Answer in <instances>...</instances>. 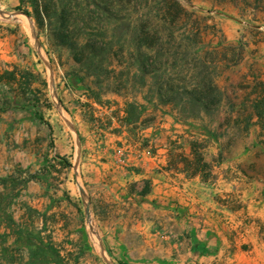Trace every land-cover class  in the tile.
I'll use <instances>...</instances> for the list:
<instances>
[{
	"label": "crops",
	"instance_id": "obj_1",
	"mask_svg": "<svg viewBox=\"0 0 264 264\" xmlns=\"http://www.w3.org/2000/svg\"><path fill=\"white\" fill-rule=\"evenodd\" d=\"M249 1L251 9L261 3ZM12 27L0 21V75L32 65L30 56H18ZM14 96L0 90V264H20L19 254L47 251L50 243L61 254H86L67 257L68 264H98L79 188L58 178L71 165L56 156L70 162L76 136L66 132L53 150L44 108ZM249 98L248 108L242 92L224 98L229 124L164 115L145 125V112L120 130L80 124L81 178L109 254L126 264H264V116L255 108L262 98ZM245 115L249 137L228 152L221 132L248 127ZM134 252L149 257L128 256Z\"/></svg>",
	"mask_w": 264,
	"mask_h": 264
},
{
	"label": "rangeland",
	"instance_id": "obj_2",
	"mask_svg": "<svg viewBox=\"0 0 264 264\" xmlns=\"http://www.w3.org/2000/svg\"><path fill=\"white\" fill-rule=\"evenodd\" d=\"M24 1L0 0L1 10L17 13L14 17L0 15V21L13 26L18 56H30L32 65L30 69L6 70L14 71L16 77L0 79V90L8 97L14 93L30 98L44 108L52 124L51 134L56 135L50 141L53 150L56 144L66 143L62 138L66 132L75 135L68 122L78 135L83 122L93 127L115 126L114 130H120L119 126L136 121L143 112L145 125L155 123L164 115L202 124L224 118L229 124L233 117L223 114V107L227 105V100L223 103L225 97L233 98L236 92H242L247 97V108L250 95L264 97V0L260 4L256 0L258 6L254 4L253 9L249 0H85L82 6L89 11L85 15L84 28L109 42L114 51L120 50L118 57H111V65L90 67L77 63L69 49L55 45L50 27L41 31L35 18L24 12L23 9L32 10L31 0ZM62 1L69 6L72 16L82 2ZM20 4L22 9H18ZM54 8L52 6V13ZM145 40L150 41L158 56L141 70L138 49L147 50ZM144 58L142 55V60ZM204 77L215 82L220 97V102L210 110L189 102L191 97L187 92ZM54 92L61 100V108ZM169 96L173 101L167 99ZM21 101L20 98L12 100ZM248 116L243 117L248 127L238 130L234 124L221 132L231 145L228 152L237 146L238 139L249 137L251 119ZM76 143V152H72L70 162L68 160L71 164L66 171L68 174H59L58 178L70 179L72 186L78 188L74 177L79 149L77 138ZM144 186L147 187V183ZM94 224L99 230L96 221ZM99 236L102 240L100 231ZM141 236L137 238V247L142 245ZM93 239L97 244L98 264H109L107 259L113 264H126L116 260L115 254H109L103 242L100 246L97 234ZM163 246L169 244L163 243ZM62 250L60 244L50 243L47 251L38 247L34 254H19L23 258L20 264H68L67 257L86 256L61 254ZM172 252L163 250L161 254H176ZM134 253L128 256L149 257V254ZM27 255L30 259L25 262ZM159 259H152L150 263L167 264Z\"/></svg>",
	"mask_w": 264,
	"mask_h": 264
},
{
	"label": "trees",
	"instance_id": "obj_3",
	"mask_svg": "<svg viewBox=\"0 0 264 264\" xmlns=\"http://www.w3.org/2000/svg\"><path fill=\"white\" fill-rule=\"evenodd\" d=\"M24 3V0H20ZM32 10L23 9L28 15L35 18L37 26L42 31L44 28L51 30L50 35L54 44L59 47H65L70 50L73 59L83 66H97L111 65L113 56H119V51H114V48L105 39L97 38V34H93L90 29L84 28L85 15H88V9L82 6L85 0H82L81 6L77 9L75 16L69 13L68 5L64 4L62 0H31ZM22 4L18 6V9H22ZM52 6H55V12L52 13ZM105 11H108L106 7ZM81 23V24H80ZM147 50L142 52L138 49L139 67L141 70H145L149 61L157 60V51L151 45L149 40H145ZM123 51V49H121ZM148 51H153L150 53ZM114 52V54H113ZM142 53V54H141ZM142 55L145 57L142 60ZM212 58V57H211ZM17 69V68H16ZM32 75V73H30ZM16 74L14 71H6L0 75V79L5 78L15 79ZM206 77V76H205ZM201 79L192 85L191 88H187V92L190 95V101L195 106L201 105L203 109L210 110L213 106L220 102L218 87L213 80H207V78ZM183 87L186 86V82L183 83ZM164 95V94H162ZM168 100L173 101V97L169 96ZM24 101L37 107L36 102H31L30 98H24ZM26 104V103H25ZM255 108L260 117H263L264 112V97L260 99ZM38 114V112H37ZM41 116L40 114H38ZM60 159V162L64 165H71L65 157L56 156ZM31 177H35L32 175Z\"/></svg>",
	"mask_w": 264,
	"mask_h": 264
},
{
	"label": "water",
	"instance_id": "obj_4",
	"mask_svg": "<svg viewBox=\"0 0 264 264\" xmlns=\"http://www.w3.org/2000/svg\"><path fill=\"white\" fill-rule=\"evenodd\" d=\"M0 15L2 16H9V17H14L17 15V13L15 12H10V13H6L5 11L1 10L0 9ZM37 38V37H36ZM55 93V96H56V92ZM56 99H57V103L59 105V108H61L62 104H61V100L56 96ZM69 125L72 127L73 129V132L75 133L76 135V138H77V142H78V146H79V149H78V152H77V162H76V165H75V180H76V184L79 188V191H80V195H81V198H82V202H83V205H84V210H85V214H86V218H87V221L89 223V226L91 228V231H94L98 238H99V242H100V246L102 247V240H101V237L99 236V230L97 228V226L94 224L95 223V219L93 217V214L91 212V206H90V201L87 197V193H86V189L84 187V184L82 183L81 181V169H80V138H79V135L78 133L76 132V130L74 129V127L71 125L70 122H68ZM102 254H105V251H101ZM108 263L109 264H113L109 259H107Z\"/></svg>",
	"mask_w": 264,
	"mask_h": 264
},
{
	"label": "built area",
	"instance_id": "obj_5",
	"mask_svg": "<svg viewBox=\"0 0 264 264\" xmlns=\"http://www.w3.org/2000/svg\"><path fill=\"white\" fill-rule=\"evenodd\" d=\"M118 152H119V158H118L117 162L121 163V162L124 161L125 151H124L123 148H120V149L118 150Z\"/></svg>",
	"mask_w": 264,
	"mask_h": 264
}]
</instances>
